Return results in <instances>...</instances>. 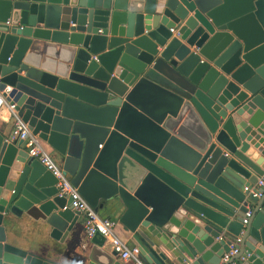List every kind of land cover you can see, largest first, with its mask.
I'll return each instance as SVG.
<instances>
[{
	"label": "water",
	"instance_id": "water-1",
	"mask_svg": "<svg viewBox=\"0 0 264 264\" xmlns=\"http://www.w3.org/2000/svg\"><path fill=\"white\" fill-rule=\"evenodd\" d=\"M0 91L146 264H218L240 233L230 262L264 264V195L243 191L264 171V0H0ZM2 126L0 264H123L74 243L78 215Z\"/></svg>",
	"mask_w": 264,
	"mask_h": 264
},
{
	"label": "built area",
	"instance_id": "built-area-1",
	"mask_svg": "<svg viewBox=\"0 0 264 264\" xmlns=\"http://www.w3.org/2000/svg\"><path fill=\"white\" fill-rule=\"evenodd\" d=\"M5 113L11 120L10 138L22 141V146L27 152V155L36 161L56 180L55 187L58 196H64L68 203L65 204L61 210L69 209L71 212L82 217V228L86 238L90 239L97 235L102 240L108 241L111 251L115 257L122 263L128 264H145L138 255L135 247L128 248L115 235L114 230L116 222L110 219H101L91 209L85 201L79 196L76 189L73 188L68 180L62 175L59 168H57L43 151L40 143L32 136L26 129V125L20 121L14 111V105L8 104L4 101L0 91V114ZM246 192L252 199H260L264 195V171L258 176L250 187H244ZM250 217V212L247 210L244 213V218L241 225L247 224V219ZM241 233L235 241L228 246V251L223 253L219 259L218 264H234L230 262V258L237 254L235 246L239 242Z\"/></svg>",
	"mask_w": 264,
	"mask_h": 264
},
{
	"label": "crops",
	"instance_id": "crops-1",
	"mask_svg": "<svg viewBox=\"0 0 264 264\" xmlns=\"http://www.w3.org/2000/svg\"><path fill=\"white\" fill-rule=\"evenodd\" d=\"M0 124L3 126V132L6 134V136L10 135V129H11V120L8 118V116L5 113L0 114ZM19 140H16V143ZM41 147L43 151L46 153L48 158L52 161V163L57 167L60 168L61 161L59 158L51 152L47 147L43 146L41 144ZM100 148V146H98ZM122 209L116 210V212L109 211L107 209H101L99 210L96 215L101 219H110L116 222V227L114 230L115 235L125 244L126 247L131 248L133 245L130 242V234L120 225L118 224V216L121 214ZM77 234L74 237L75 242L77 243L79 240H87L83 228H82V217L78 216L77 218ZM38 229V228H37ZM34 227H24V226H16L14 229V234L17 238L21 239L19 242V245L25 249L27 248H33V249H46V247H52L56 248L57 255H60L63 247L55 243L54 241L50 240L48 238V233L42 230H37ZM99 245L102 250H104L107 253H111L110 245L108 241L101 240L99 241ZM76 246L69 247L66 252H64V257H60L61 262H68L69 260L73 259L76 256V253L78 252V249H75ZM167 261H165V264H177L172 258L167 256ZM117 259V258H116ZM117 261H119L117 259ZM120 262V261H119ZM122 263V262H120ZM145 263V262H144ZM126 264V263H123ZM128 264V263H127ZM146 264V263H145ZM182 264H192V261L186 260Z\"/></svg>",
	"mask_w": 264,
	"mask_h": 264
}]
</instances>
